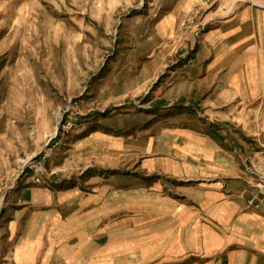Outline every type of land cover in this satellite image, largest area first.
<instances>
[{
  "label": "crops",
  "instance_id": "1",
  "mask_svg": "<svg viewBox=\"0 0 264 264\" xmlns=\"http://www.w3.org/2000/svg\"><path fill=\"white\" fill-rule=\"evenodd\" d=\"M112 1L111 10L143 9L130 25L158 31L163 44L200 2L147 0L142 8L143 0ZM203 22L192 57L154 93L159 108L179 114L140 116L129 124L137 129L119 138L95 133L66 145L72 157L62 165L83 160L87 146L114 164L133 148L127 144H139L140 172L157 181L138 186L103 176L69 187L18 185L3 215V264H264V212L245 205L254 185L246 163L264 154V0H211ZM151 41L126 40L141 48L139 69L121 77L129 85L160 75L163 60L144 57ZM51 160L47 168L56 169ZM134 208L146 229L119 228Z\"/></svg>",
  "mask_w": 264,
  "mask_h": 264
},
{
  "label": "rangeland",
  "instance_id": "2",
  "mask_svg": "<svg viewBox=\"0 0 264 264\" xmlns=\"http://www.w3.org/2000/svg\"><path fill=\"white\" fill-rule=\"evenodd\" d=\"M148 1L143 0L142 8ZM108 7V0H0V264L8 248L3 215L18 185L30 184L23 169L25 161L48 151L49 164L56 167L52 170L58 177L43 178V182L52 181L58 187L103 176H116L118 184L138 186L157 181L156 177L145 179L140 172L139 144H127L134 149L117 155L113 165L108 154H93L88 146L79 150L83 160L74 157L62 165L72 157L66 145L95 133L119 138L130 132L126 131L131 129L129 124L140 116L152 115L157 121L179 114L164 105L159 108L154 93L172 71L192 57L206 26L194 38L190 31L180 29L184 18L171 42L163 44V39L157 40L158 31H141L130 25L131 20L141 18L143 9ZM134 38L152 40L144 57L163 60L152 84L138 86L131 80L135 84L129 85L125 77L121 79L139 69L141 48L126 42ZM179 40L183 43L178 45ZM69 116V129L61 134V123ZM49 138L56 142V147L49 144L50 150ZM63 168L69 170L66 175ZM134 209L126 216L127 225L119 228L130 232L146 229L136 213L140 208Z\"/></svg>",
  "mask_w": 264,
  "mask_h": 264
},
{
  "label": "built area",
  "instance_id": "3",
  "mask_svg": "<svg viewBox=\"0 0 264 264\" xmlns=\"http://www.w3.org/2000/svg\"><path fill=\"white\" fill-rule=\"evenodd\" d=\"M211 6V0H200L199 5L191 9L187 18L181 23L180 29L190 31L194 38L205 29L206 24L203 22L204 13ZM70 126V116L62 123L59 132L64 134ZM56 139V137L54 138ZM53 138L47 141L49 146L56 147ZM50 144V145H49ZM50 157L48 151H44L36 157L31 158L23 163L25 175L29 176L31 182L39 185L43 182V178H50L57 175V172L47 168L46 163ZM246 172L253 179V186L249 192V196L245 200L246 208L255 212H264V154H258L246 163Z\"/></svg>",
  "mask_w": 264,
  "mask_h": 264
},
{
  "label": "water",
  "instance_id": "4",
  "mask_svg": "<svg viewBox=\"0 0 264 264\" xmlns=\"http://www.w3.org/2000/svg\"><path fill=\"white\" fill-rule=\"evenodd\" d=\"M6 195L7 194H5V196H4V199H3V201H2V204L1 205H3L4 204V202H5V199H6ZM1 213V212H0Z\"/></svg>",
  "mask_w": 264,
  "mask_h": 264
}]
</instances>
